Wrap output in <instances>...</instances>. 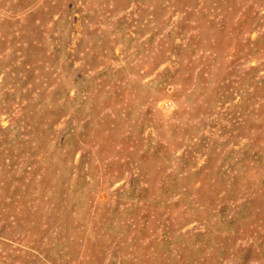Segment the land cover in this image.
I'll use <instances>...</instances> for the list:
<instances>
[{"label":"rangeland","instance_id":"374dc122","mask_svg":"<svg viewBox=\"0 0 264 264\" xmlns=\"http://www.w3.org/2000/svg\"><path fill=\"white\" fill-rule=\"evenodd\" d=\"M0 264H264V0H0Z\"/></svg>","mask_w":264,"mask_h":264}]
</instances>
